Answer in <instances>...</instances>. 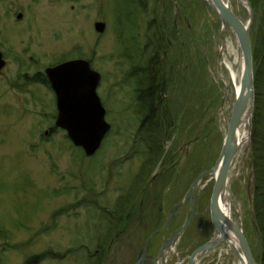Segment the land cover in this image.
Here are the masks:
<instances>
[{
	"label": "rangeland",
	"instance_id": "1",
	"mask_svg": "<svg viewBox=\"0 0 264 264\" xmlns=\"http://www.w3.org/2000/svg\"><path fill=\"white\" fill-rule=\"evenodd\" d=\"M223 1L249 23L255 67L250 142L237 150L226 185L233 223L264 264V0H248L252 15L247 3ZM237 36L210 0H0V264H134L144 245L158 259L188 217L157 264H189L193 250L216 239L210 170L239 95ZM79 52L101 73L112 126L92 157L55 128L46 73ZM145 147L158 158L145 188L134 189L138 167L150 161ZM187 192L194 200L179 209ZM223 241L196 264H238Z\"/></svg>",
	"mask_w": 264,
	"mask_h": 264
},
{
	"label": "water",
	"instance_id": "2",
	"mask_svg": "<svg viewBox=\"0 0 264 264\" xmlns=\"http://www.w3.org/2000/svg\"><path fill=\"white\" fill-rule=\"evenodd\" d=\"M212 2V1H211ZM216 5L213 3L216 11L221 16L224 23H229L239 37L243 57H245V71L243 74L242 86L235 104L232 121L225 137L223 149L220 153L219 159L215 166L216 173L210 170L211 173L216 175L215 193L211 202V214L216 229L218 224L221 223L222 212L219 209L218 202L216 201L217 194L221 195L224 188L227 187V173L229 166L237 152L238 147L235 145V133L237 131V124L242 120L241 113L245 112V107H250V118L254 112L255 104V88L253 78V57L251 47L250 28L243 25L239 19L234 16L230 7L224 6L223 0H215ZM252 15V8L250 1H246ZM22 17V14L18 16ZM96 29L103 31L105 24L103 22L96 23ZM5 64L3 55L0 52V68ZM48 78L51 81L57 95L58 117L57 123L61 125L68 132V136L74 141L76 145L83 146L87 154H93L100 147L101 141L105 133L110 127V124L105 120V108L97 94V86L100 81V74L90 69L88 63L82 61H69L58 67L48 69ZM248 115V113H247ZM206 173L201 174L198 178L201 179ZM221 197V196H220ZM217 202V203H216ZM185 225L180 229L183 231L188 225L189 219ZM231 227L232 232L236 235L234 242L239 245L242 255L239 254L237 246L231 244L229 248L236 251L238 258L247 261L246 264H258L253 256L246 236L242 228L234 224ZM218 231V230H217ZM175 236V235H174ZM173 236V238H174ZM220 236V235H219ZM211 240L210 242L200 246L190 256L189 264H195L194 260L197 255L219 244L226 237L221 233L220 237ZM230 240H228L229 243ZM233 242V241H231ZM230 242V243H231ZM141 257L136 264H141ZM196 261V260H195Z\"/></svg>",
	"mask_w": 264,
	"mask_h": 264
},
{
	"label": "bare ground",
	"instance_id": "3",
	"mask_svg": "<svg viewBox=\"0 0 264 264\" xmlns=\"http://www.w3.org/2000/svg\"><path fill=\"white\" fill-rule=\"evenodd\" d=\"M210 1H212V3H214L216 5L215 0H210ZM240 1H242L243 3L246 4V1L245 0H240ZM223 3L225 4L224 6L229 5L225 1H223ZM227 7H230V5L227 6ZM241 58H242L241 59L242 64H241L240 70L239 71L238 70L237 71H234V73L232 74L233 79L236 80L235 81L236 82V89H237L236 90V93H239V91L241 89L242 81H243L242 78H243V74H244V71H245V57H243V55H242ZM104 108H105V120L107 122H109L107 120V118H106L107 109H106V107H104ZM250 109H251L250 107H245V112L244 113L242 112L241 115H240V118L242 120H240L241 122H239L237 124V128L236 129H237L238 132L235 133V145L238 147V149L247 146L248 145V142H250L249 141L250 131L247 130V125H248V123H249V121L251 119L250 116H249L250 115V111H251ZM247 113H248V115H247ZM232 117H233V113H231V117L230 118H232ZM55 128H58V129L63 128L61 125H59L57 123V119H55ZM111 130H112V126L109 127V129L107 130V132L103 136L102 141H101V144H100V147L102 146V144L104 142V139L106 138V136L108 135V133H110ZM48 134H49L48 132H45V135L46 136H44V138H47V135ZM70 140L73 143V145L76 146V148H81L82 149V151L84 153L83 155H85L86 157H92V156H94L96 154V152L93 153V154H87L86 151L84 150L85 148L83 146L76 145L71 138H70ZM136 152L138 154L142 155L141 153L144 152V151L140 150V151H136ZM145 152L148 153L147 154V159L150 160V161H144V162H142L141 166L138 167L139 168V169H137L138 172L136 173L135 180L132 183L133 186H134V189L135 188L138 189L142 185L143 186L140 189L145 188V186L148 184V182L150 180V179L148 180V178L146 179L147 176H145V174L147 172H149V170H152V169L154 170V168H155V162L153 160H154V158H158V154H154L152 156L151 151L149 150V148H146V151ZM148 164H150L152 167L151 166H148ZM159 165H161V163ZM214 169H215V167L212 169V171L216 173V170H214ZM150 175L151 176L152 175L155 176V174H153L152 171H150ZM145 181H147V184L145 183ZM192 186L194 188H196V185H194V182H193ZM228 190L229 189L226 187V188L223 189L221 195H219V194L216 195L217 196L216 201L218 202L219 209H220V211L223 214V216L221 217L222 218L221 219V223L218 224V228H217L218 231L217 232L219 233L220 236H221V233L224 234L225 237H226V239H227V241L230 240L229 241V245L230 246L232 244V245H234L236 247L237 246L236 245V242H234V240H236L235 239V236L236 235L234 233H232V229H231V227L234 228V226H233L234 223H233L232 211H231V206L232 205H231V203L229 201L230 193H229ZM132 191H133V189L131 188L130 193ZM194 196H195V194L193 192V194L191 196H189L188 199H182L179 202V204H178V208L179 209H185L184 207H186V205L188 203H192L193 202ZM122 198H123V196L119 197V199L117 201L120 202L122 200ZM211 216H212V214H211ZM174 234H175V239H173V238L171 239V237H168V238L165 239L166 245H172V246H174L177 243V241L179 240V238L181 237V235L183 234V231L178 230ZM231 241H233V242H231ZM11 247L14 248V246H11ZM151 253H152V251H146L142 255V257L145 258V257L151 255ZM194 263H196L195 260H194ZM238 264H245L244 258H242V259L240 258V261H239Z\"/></svg>",
	"mask_w": 264,
	"mask_h": 264
},
{
	"label": "trees",
	"instance_id": "4",
	"mask_svg": "<svg viewBox=\"0 0 264 264\" xmlns=\"http://www.w3.org/2000/svg\"><path fill=\"white\" fill-rule=\"evenodd\" d=\"M150 99H148V100H151V96H148ZM147 100V101H148ZM144 105H145V107H143V109H140V110H138L140 113H144V109L146 108V107H149V105L150 106H152V102L150 103V104H148V102H146V103H144ZM254 139H257V134H256V132L254 131ZM255 146H256V144H255ZM262 161H264V160H262ZM262 161H260V162H262ZM264 179V178H263ZM257 184V183H256ZM257 186V185H256ZM256 186H255V193L258 191L257 190V188H256ZM258 189H259V187H258ZM254 193V194H255ZM256 195V194H255ZM263 200H264V195H263ZM258 204V209L256 208V205ZM254 213L256 212V211H258V212H260L261 211V206H260V199L259 200H257V201H254ZM262 214H263V212H262ZM263 225H264V223H263ZM262 230H263V226H262Z\"/></svg>",
	"mask_w": 264,
	"mask_h": 264
}]
</instances>
